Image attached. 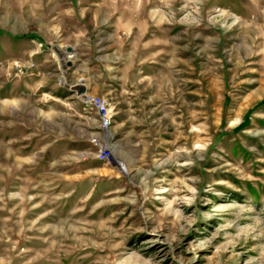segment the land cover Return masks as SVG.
Here are the masks:
<instances>
[{"label":"rangeland","instance_id":"rangeland-1","mask_svg":"<svg viewBox=\"0 0 264 264\" xmlns=\"http://www.w3.org/2000/svg\"><path fill=\"white\" fill-rule=\"evenodd\" d=\"M0 264H264V0H0Z\"/></svg>","mask_w":264,"mask_h":264},{"label":"crops","instance_id":"crops-1","mask_svg":"<svg viewBox=\"0 0 264 264\" xmlns=\"http://www.w3.org/2000/svg\"><path fill=\"white\" fill-rule=\"evenodd\" d=\"M115 44L117 43L118 44V42L116 41V42H114ZM116 44V45H117ZM119 44H121L120 45V48L122 47V44H123V42L121 41V42H119ZM115 45H113V43H109V45L108 46H106L105 48H112V47H114ZM75 62H74V64H76V61H77V58H75V59H73ZM69 63V62H68ZM137 63H136V60H135V63H134V65L132 66V73H129L130 74V76H134L135 78L137 77V69H138V67H137V65H136ZM109 67V75H106V79H105V81H106V83L107 82H109V83H107V85H104V90L106 91V89L107 88H111L109 91H108V93H111V92H113L114 90H118L117 89V86L119 85V93L121 94V96L123 97L124 96V91H123V89H124V84H125V81L124 80H127L128 79V71H127V68L125 67V66H122L121 65V67H119V69H120V73H119V76H117V75H115L114 74V69H112V68H116L115 66L114 67H112V65H109L108 66ZM108 69V68H107ZM134 69V70H133ZM142 69H143V67H142ZM137 70V71H136ZM116 77L117 78H119V84H117V79H116ZM135 78H132V79H135ZM124 81V82H123ZM82 87L83 88V86H85V84H82V83H80V84H77V86L76 87ZM61 86H63V85H61ZM108 86V87H107ZM64 87V86H63ZM79 87V88H80ZM65 89H69V88H65ZM106 93H107V91L104 93L105 95H106Z\"/></svg>","mask_w":264,"mask_h":264},{"label":"bare ground","instance_id":"bare-ground-1","mask_svg":"<svg viewBox=\"0 0 264 264\" xmlns=\"http://www.w3.org/2000/svg\"><path fill=\"white\" fill-rule=\"evenodd\" d=\"M88 98H98V96L97 97H88ZM102 99V109H107V112H108V104H107V101L105 100V99H103V98H101ZM88 102L95 108V110L97 111V113L98 114H101V116L103 115V118H104V120L106 121V122H108V117H109V114L108 113H106L105 114V112H102L101 111V106H100V104H99V102H91V100L90 99H88ZM100 117V116H99ZM108 123H106V125H107ZM113 147H114V150H116L115 149V146L114 145H112ZM120 148V147H119ZM119 148H117L118 150H119ZM120 150H121V148H120ZM111 152H112V150H111ZM111 152H108V153H101L100 155H101V159H105V158H107V156L108 155H111ZM110 153V154H109ZM118 163L122 166V168H125V163L123 162V161H121V160H118Z\"/></svg>","mask_w":264,"mask_h":264},{"label":"built area","instance_id":"built-area-1","mask_svg":"<svg viewBox=\"0 0 264 264\" xmlns=\"http://www.w3.org/2000/svg\"><path fill=\"white\" fill-rule=\"evenodd\" d=\"M88 99H90L91 102H99V104L101 106V111L102 112H105V114L107 113V109H102V99H101V97H98V98H88ZM101 151H108V152H110L109 150H100L99 152H101Z\"/></svg>","mask_w":264,"mask_h":264},{"label":"water","instance_id":"water-1","mask_svg":"<svg viewBox=\"0 0 264 264\" xmlns=\"http://www.w3.org/2000/svg\"><path fill=\"white\" fill-rule=\"evenodd\" d=\"M82 90V89H81Z\"/></svg>","mask_w":264,"mask_h":264}]
</instances>
